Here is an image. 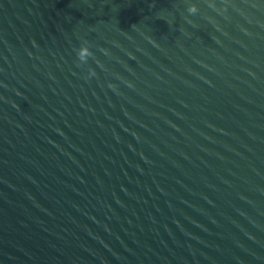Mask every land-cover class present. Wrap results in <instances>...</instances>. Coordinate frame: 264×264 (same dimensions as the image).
I'll return each mask as SVG.
<instances>
[{
  "label": "water",
  "instance_id": "water-1",
  "mask_svg": "<svg viewBox=\"0 0 264 264\" xmlns=\"http://www.w3.org/2000/svg\"><path fill=\"white\" fill-rule=\"evenodd\" d=\"M0 264H264V0H0Z\"/></svg>",
  "mask_w": 264,
  "mask_h": 264
},
{
  "label": "clouds",
  "instance_id": "clouds-1",
  "mask_svg": "<svg viewBox=\"0 0 264 264\" xmlns=\"http://www.w3.org/2000/svg\"><path fill=\"white\" fill-rule=\"evenodd\" d=\"M189 12H190V13H195V11L192 10V9H190ZM88 51H89V50H88ZM89 52H90V51H89ZM90 53H91V52H90ZM91 55H92V53H91ZM78 57H79L80 61H82L83 59H85V58H83V57H81V56H79V55H78ZM87 58H88V57H87Z\"/></svg>",
  "mask_w": 264,
  "mask_h": 264
}]
</instances>
